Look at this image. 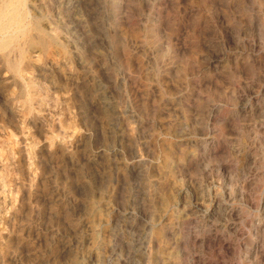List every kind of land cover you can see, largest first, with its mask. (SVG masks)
Wrapping results in <instances>:
<instances>
[{
  "label": "rangeland",
  "instance_id": "rangeland-1",
  "mask_svg": "<svg viewBox=\"0 0 264 264\" xmlns=\"http://www.w3.org/2000/svg\"><path fill=\"white\" fill-rule=\"evenodd\" d=\"M25 3L0 264H264V0Z\"/></svg>",
  "mask_w": 264,
  "mask_h": 264
},
{
  "label": "bare ground",
  "instance_id": "bare-ground-1",
  "mask_svg": "<svg viewBox=\"0 0 264 264\" xmlns=\"http://www.w3.org/2000/svg\"><path fill=\"white\" fill-rule=\"evenodd\" d=\"M27 0H8L4 5H0V32L10 28L11 25H21V8ZM26 4V3H25ZM24 4V5H25ZM168 5V4H167ZM23 10V9H22ZM25 13V12H24ZM27 14V13H26ZM246 23V22H245ZM31 25V24H30ZM13 27V26H12ZM248 27V26H247ZM18 31V30H17ZM4 33V32H3ZM4 35V34H3ZM6 35V34H5ZM8 36V35H7ZM2 39V36H1ZM0 39V40H1ZM4 41V40H3ZM2 42V41H1ZM9 42V41H8ZM5 43V42H4ZM3 43V44H4ZM58 44V43H57ZM6 45V44H5ZM4 46V45H3ZM253 48V47H252ZM256 68V67H255ZM119 137V136H118ZM113 211V210H112ZM103 223V222H102Z\"/></svg>",
  "mask_w": 264,
  "mask_h": 264
}]
</instances>
